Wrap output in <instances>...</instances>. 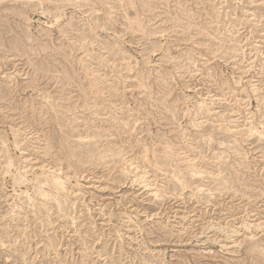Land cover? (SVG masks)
Instances as JSON below:
<instances>
[{
	"label": "rangeland",
	"instance_id": "374dc122",
	"mask_svg": "<svg viewBox=\"0 0 264 264\" xmlns=\"http://www.w3.org/2000/svg\"><path fill=\"white\" fill-rule=\"evenodd\" d=\"M0 264H264V0H0Z\"/></svg>",
	"mask_w": 264,
	"mask_h": 264
},
{
	"label": "bare ground",
	"instance_id": "6f19581e",
	"mask_svg": "<svg viewBox=\"0 0 264 264\" xmlns=\"http://www.w3.org/2000/svg\"><path fill=\"white\" fill-rule=\"evenodd\" d=\"M176 177V176H175ZM49 182H51V181H49ZM63 188H64V184H62V183H57L56 185H55V190H56V193H58L59 191H62L63 190ZM43 191H41L40 190V192H39V194L40 195H42V196H44V194H45V196H46V193H42ZM49 195H47L46 197H48ZM50 198V197H49ZM50 199H53L55 202H56V204H57V207L59 208V199L55 196V197H53V198H50Z\"/></svg>",
	"mask_w": 264,
	"mask_h": 264
}]
</instances>
